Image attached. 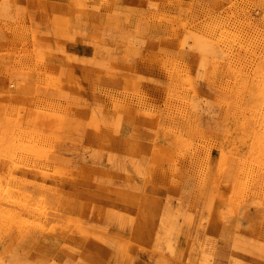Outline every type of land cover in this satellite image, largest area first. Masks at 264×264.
<instances>
[{"label": "rangeland", "instance_id": "1", "mask_svg": "<svg viewBox=\"0 0 264 264\" xmlns=\"http://www.w3.org/2000/svg\"><path fill=\"white\" fill-rule=\"evenodd\" d=\"M0 264H264V0H0Z\"/></svg>", "mask_w": 264, "mask_h": 264}]
</instances>
